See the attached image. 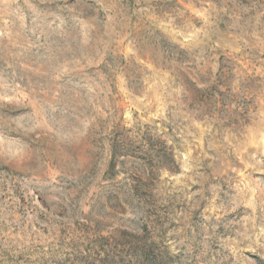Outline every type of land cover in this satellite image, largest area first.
<instances>
[{
  "label": "rangeland",
  "instance_id": "rangeland-1",
  "mask_svg": "<svg viewBox=\"0 0 264 264\" xmlns=\"http://www.w3.org/2000/svg\"><path fill=\"white\" fill-rule=\"evenodd\" d=\"M0 264H264V0H0Z\"/></svg>",
  "mask_w": 264,
  "mask_h": 264
}]
</instances>
